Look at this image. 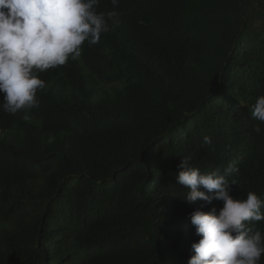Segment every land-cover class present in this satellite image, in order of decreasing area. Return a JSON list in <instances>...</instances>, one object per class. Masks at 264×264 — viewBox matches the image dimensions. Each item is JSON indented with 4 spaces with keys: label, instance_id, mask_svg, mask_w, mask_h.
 <instances>
[{
    "label": "trees",
    "instance_id": "obj_1",
    "mask_svg": "<svg viewBox=\"0 0 264 264\" xmlns=\"http://www.w3.org/2000/svg\"><path fill=\"white\" fill-rule=\"evenodd\" d=\"M112 10L120 22L99 43L38 74V107H0V264L188 263L191 214L223 202L184 199L183 159L201 173L236 166L231 195L264 200V123L251 114L264 0H100ZM248 226L264 235V221Z\"/></svg>",
    "mask_w": 264,
    "mask_h": 264
},
{
    "label": "clouds",
    "instance_id": "obj_2",
    "mask_svg": "<svg viewBox=\"0 0 264 264\" xmlns=\"http://www.w3.org/2000/svg\"><path fill=\"white\" fill-rule=\"evenodd\" d=\"M111 3L117 6L119 0ZM99 4L100 0H0V107L6 113L38 107V91L46 88L38 74L77 60L86 41L99 43L103 34L119 24L118 12L98 11ZM251 114L264 123V95L258 97ZM253 130L262 131L258 124ZM203 141L212 144L210 136ZM178 168V183L189 189L187 202L211 203L213 198L223 202L218 213L198 209L191 214L200 239L191 246L195 255L188 263L184 256L181 264H259L264 235L248 222L264 221V200L255 192H249L246 199L231 195L227 176L238 174L239 169L229 165L223 175L201 173L188 159Z\"/></svg>",
    "mask_w": 264,
    "mask_h": 264
}]
</instances>
